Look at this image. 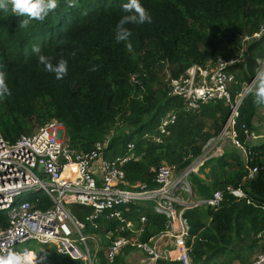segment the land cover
<instances>
[{
	"label": "trees",
	"instance_id": "trees-1",
	"mask_svg": "<svg viewBox=\"0 0 264 264\" xmlns=\"http://www.w3.org/2000/svg\"><path fill=\"white\" fill-rule=\"evenodd\" d=\"M126 2L76 0V7H69L68 0H58V7L43 21L31 20L27 28L18 27L25 17L13 14L11 6L7 12L0 10V72L6 74L11 91L10 96L0 98V130L7 140L16 142L21 135L32 134L57 120L65 128L67 144L79 151H90L97 141L110 137L105 156L112 159L127 154L129 145L134 144L130 159L122 166L126 179L131 184L142 182L155 188L159 165L168 162L180 168L188 166L221 132L230 111L224 100H210L188 110L183 98L169 94V76L183 74L194 63L214 65L219 58L238 56L242 35H253L264 27V0H140L152 17L151 23L125 25L131 35L117 41V25L126 15L122 9ZM33 46H39L40 52H33ZM41 54L51 58L53 65L66 60L67 74L57 79L46 71L38 62ZM262 57L264 35L248 45L246 63L228 66L235 75L231 88L234 98L243 83L255 77L257 59ZM253 101V95L248 93L239 108L237 129L240 142L246 141L250 149L249 164L259 167L256 177L243 179L246 170L240 160L238 168L226 177L218 173L210 176L211 182L198 174L191 175L202 198L232 184L243 186L251 202L226 193L217 209L203 205L186 210L191 224L188 245L193 264H212L222 256L232 264L240 259L233 255L234 242L264 231V144H251L241 127L245 124L249 131L258 133L264 127L259 121L264 106ZM173 111L175 121L166 127V133H161L162 119ZM156 136L161 141H156ZM227 150L232 159L226 160L231 162L235 147ZM223 156L214 159L221 160ZM204 170L202 167L199 173ZM25 199L41 209L52 204L44 191L22 195L18 201ZM154 205V201L130 204L129 210L120 205L108 214L121 210L135 229L143 228L142 240H148L166 227L165 216L157 213ZM70 209L77 219L87 222L88 229L103 236L121 225L117 218L107 217L98 220L97 229L91 228L86 220L91 207L71 204ZM141 216L147 218L144 225ZM7 221V212L0 211V226ZM128 233L129 230L121 232ZM101 242L107 244V237ZM47 245L42 244L41 250ZM55 249L43 264H61L63 259V264H84ZM41 250L37 252L38 260L43 257ZM99 254V264H128L124 256L109 263L102 251ZM240 261L247 264L244 257ZM157 264L182 263L160 259Z\"/></svg>",
	"mask_w": 264,
	"mask_h": 264
},
{
	"label": "built area",
	"instance_id": "built-area-1",
	"mask_svg": "<svg viewBox=\"0 0 264 264\" xmlns=\"http://www.w3.org/2000/svg\"><path fill=\"white\" fill-rule=\"evenodd\" d=\"M263 35L264 27L253 35H242V45L236 57L229 60L219 58L214 65L194 63L183 74L169 76V94L183 98L188 110H195L210 100H224L230 111L221 132L205 144L203 153L188 166L180 168L177 163L168 162L159 165L155 188L142 182L131 184L126 179L122 166L130 159L134 144L129 145L127 154L112 159L105 156L110 137L97 141L90 151H79L67 144L65 128L57 120L44 124L32 134L21 135L16 142L7 140L0 130V211H6L8 215L7 224L0 226V253L13 250L18 243L35 240L40 244H52L59 253L84 264H99L100 251L107 262L113 263L130 246L145 253L146 264H156L160 259L192 264L188 245L191 224L185 216L186 210L203 205L217 209L226 193L237 200L251 202L243 186L232 184L215 190L208 198L186 199L185 195L190 196L193 191L191 175L198 174L213 158L214 151L221 143L225 145L228 139L246 157L243 179L252 180L259 171L257 165L249 164L250 149L246 141L240 142L237 129L239 108L255 77L244 83L234 98L231 88L235 75L227 68L237 62L246 63L248 45ZM257 63L258 69L260 63L264 68V57L258 58ZM175 119L176 113L170 112L162 119L159 131L166 133V127ZM241 127L247 140L261 137L264 144V131L257 135L245 124ZM155 139L161 141L159 136ZM37 191H44L49 196L52 202L49 208H38L30 199L18 201L20 196ZM146 201H154L155 211L166 218L165 229L148 240H142L143 228L135 229L134 223L127 220L121 210L108 214L117 206L124 205L129 210L130 204ZM71 204L92 208L86 219L91 228L97 229L98 220L107 217L117 218L121 225L105 232L108 243L99 246L101 234L88 229L87 222L77 219L70 209ZM261 208L264 210V204ZM146 220V216H141L142 225ZM128 230L127 235L121 234ZM259 237L264 244V231ZM26 249L38 257L31 248L15 251ZM252 264H264V248Z\"/></svg>",
	"mask_w": 264,
	"mask_h": 264
},
{
	"label": "clouds",
	"instance_id": "clouds-1",
	"mask_svg": "<svg viewBox=\"0 0 264 264\" xmlns=\"http://www.w3.org/2000/svg\"><path fill=\"white\" fill-rule=\"evenodd\" d=\"M9 6H11L13 14L18 17H25L20 21L18 27L27 28L31 20L43 21L51 11L58 7V0H0V10L7 12ZM68 6L76 7V0H68ZM122 9L126 15L121 18L117 25V41H125L131 35L125 25L151 23L152 21L151 15L142 6L140 0H127L122 5ZM127 48L129 51L132 50L131 43L127 44ZM33 52L39 53V46H33ZM38 62L44 65L46 71L54 73L57 79H62L67 74L68 62L64 59L53 65L51 58L41 54L38 56ZM247 92L253 95L255 105L264 106V68L257 70ZM10 95L11 91L6 83V74L0 72V98ZM44 259V257H39L38 261L36 254L27 249L23 251L9 250L0 253V264H43Z\"/></svg>",
	"mask_w": 264,
	"mask_h": 264
},
{
	"label": "rangeland",
	"instance_id": "rangeland-1",
	"mask_svg": "<svg viewBox=\"0 0 264 264\" xmlns=\"http://www.w3.org/2000/svg\"><path fill=\"white\" fill-rule=\"evenodd\" d=\"M245 57H247V56L245 55ZM262 66H263V63H260L259 69L262 68ZM167 77H168V75H166V78ZM243 85H244V83H243ZM261 112L263 113V115H262L263 118L259 119V121L262 124H264V109H262ZM230 148H233V143L228 139L225 145L221 143L220 144V148H217L214 151L215 155L213 156V158L208 160L206 162L205 166H204L205 173L208 176H213L216 173H218L220 175H223V177H226L227 175H229V173H230V171L232 169H237L238 168L237 163H239V160L242 162V163L241 162L240 163L245 166V170H246V163H245L246 157L244 156L243 153H241V151H239L237 149L238 147L235 148V150L233 152V155L235 157L234 160H232L231 162H228L229 160H226V159H232V158H230V154H228V150H227V149H230ZM226 150H227V152L225 154ZM218 155H220V156L224 155V156L221 157V160L219 158L214 159L215 157H219ZM236 160H238V162H235ZM233 163H234L233 166H229V165H231ZM194 197L195 196H194V192L193 191H192V194L190 196H189V194L185 195L186 199H188V198L193 199ZM252 236H254V237H252ZM252 236H245L243 238V240H237L232 245V249L234 250L233 255H235L236 257H239L240 259L242 257H244L245 259H247V264H252L253 261H254L253 259H255L254 256H253V254H254L253 248L249 249V247H252V245L258 240V238L255 235H252ZM103 238H104V236L101 235L98 238V242L105 243V242H101V241H103ZM105 241H106V239H105ZM249 244H252V245L248 246ZM99 246H101V244ZM25 248H31V249L35 250L36 252H39L43 248V246H42V244L38 243L35 240H29V241H25V242H22V243H18L13 248V250H22V249H25ZM54 249H55L54 245H52V244L47 245V247H45L44 250H41L42 251L41 254H42L43 257H45V259H47V258L51 259V257L53 256ZM120 256L121 257L124 256L125 258H127L128 264H146L145 254L143 253V251H141L140 249H137L134 246L127 247L125 250L122 251ZM226 258H227V256H224V258H223V256L220 257V258H217V259H215L212 262V264H227V259ZM240 259L234 260L232 264H235L236 262L238 264H241L240 263L241 262ZM64 261H65V259L62 260L61 264H63ZM49 264H55V263L52 262V263H49ZM56 264H60V262H57Z\"/></svg>",
	"mask_w": 264,
	"mask_h": 264
},
{
	"label": "crops",
	"instance_id": "crops-1",
	"mask_svg": "<svg viewBox=\"0 0 264 264\" xmlns=\"http://www.w3.org/2000/svg\"><path fill=\"white\" fill-rule=\"evenodd\" d=\"M263 131H264V127L262 128V131L260 132V133H258V132H256V131H254L257 135H261L262 133H263ZM250 142H251V144H253V145H256V144H262L263 143V139L261 138V137H258V138H255V139H251V140H249ZM248 141V142H249ZM204 172H205V170H204ZM198 175H200V177L201 178H203V179H206L207 178V181H209V182H211L212 181V178L210 177V176H208L206 173H199ZM192 182V181H191ZM192 187H193V192H194V198H202L199 194H198V192H197V190H196V188L193 186V183H192ZM183 194V193H182ZM263 232V231H262ZM104 234H106V233H104ZM257 238H258V240L252 245V248H253V251H254V254H253V256H254V258L261 252V250L264 248V244H263V241H262V239L260 240V238H259V235H257ZM190 247V246H189ZM190 249H191V247H190ZM191 254V253H190ZM223 258H224V256H223ZM227 259V258H226ZM144 260V259H143ZM254 260V259H253ZM229 263V261H228V259H227V264ZM233 263V262H232ZM235 264H238L237 262L235 263Z\"/></svg>",
	"mask_w": 264,
	"mask_h": 264
}]
</instances>
